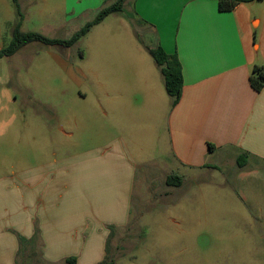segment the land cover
<instances>
[{"label":"crops","instance_id":"crops-1","mask_svg":"<svg viewBox=\"0 0 264 264\" xmlns=\"http://www.w3.org/2000/svg\"><path fill=\"white\" fill-rule=\"evenodd\" d=\"M219 1H133V14L156 40L149 47L178 58V103L166 99L139 55L124 71L117 64L123 61L112 59L91 69L100 79L143 77L130 88L101 82L111 108L132 111L131 120H122L104 142L79 144L51 159L41 153L33 166L1 161L0 264H68L72 257L74 264L102 262L111 235L131 224L138 173L150 180L158 142L182 173L215 171L227 158L237 168L244 201L264 197V87L257 92L250 85L253 68L264 65V13L254 1L221 11ZM239 156L246 157L245 167L238 166ZM180 177V187L166 185L171 192L183 186Z\"/></svg>","mask_w":264,"mask_h":264},{"label":"rangeland","instance_id":"rangeland-1","mask_svg":"<svg viewBox=\"0 0 264 264\" xmlns=\"http://www.w3.org/2000/svg\"><path fill=\"white\" fill-rule=\"evenodd\" d=\"M18 1L21 14L13 0H0V50L11 42L21 19L22 32L67 40L117 0ZM133 1L127 0L122 12L108 15L70 48L33 42L0 58V163L33 166L41 153L51 159L79 144L104 142L106 135L119 131L122 120H131L132 111L111 108L100 92L101 82L111 87L123 81L130 88L142 84L143 77H94L89 71H98L102 60L123 61L117 64L124 71L129 69L125 62L139 55L140 66L147 64L170 100L143 47L156 40L133 14ZM254 3L263 14L264 0ZM155 150L156 164L146 175L150 180L138 173L131 224L109 238L113 264H264V197L244 201L232 162L225 158L218 170L182 173L165 144L158 142ZM172 172L183 176L184 184L171 192L165 175ZM259 190L264 196V188Z\"/></svg>","mask_w":264,"mask_h":264},{"label":"trees","instance_id":"trees-1","mask_svg":"<svg viewBox=\"0 0 264 264\" xmlns=\"http://www.w3.org/2000/svg\"><path fill=\"white\" fill-rule=\"evenodd\" d=\"M127 0H117L110 6H106L101 8L98 15L90 22L86 23V25L76 32L70 39L61 40V39H51L45 37L44 35L37 32H22V19L16 23L14 29L12 30V38L11 42L0 50V58L2 57H10L14 55L18 50L23 48L29 43L39 42L48 46H60L64 48L72 47L77 41H79L82 37L87 35L91 28L95 25L100 24L108 15L113 13H119L124 10V3ZM255 0H220L219 1V10L221 11H230L237 6L239 2H251ZM15 7L18 10V14L20 12V4L18 0H13ZM144 48L147 50L149 55L154 60L156 66L158 67L163 80L164 87L167 95L171 98L172 106H175L180 97L183 86V77H182V69L181 65L178 61L176 55H168L164 52L161 47L151 48L147 45H144ZM250 85L251 87L259 92L264 87V65L263 66H255L253 68V72L250 76ZM211 148H213L211 146ZM237 164L240 168L245 167L247 164V159L245 156H239L237 159ZM182 184L181 177L178 174H170L166 179V185L169 187H180ZM114 234V233H113ZM113 234L111 236H113ZM105 259L99 264H113L114 260L109 255V248H107ZM68 264H74L75 258L67 259Z\"/></svg>","mask_w":264,"mask_h":264}]
</instances>
